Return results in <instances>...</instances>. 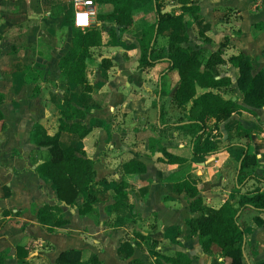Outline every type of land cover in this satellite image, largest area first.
Listing matches in <instances>:
<instances>
[{
    "label": "crops",
    "instance_id": "1",
    "mask_svg": "<svg viewBox=\"0 0 264 264\" xmlns=\"http://www.w3.org/2000/svg\"><path fill=\"white\" fill-rule=\"evenodd\" d=\"M164 1L169 10L180 11L176 0ZM192 2L198 11L196 18L185 16L188 45L202 48L206 56L217 48L225 58L243 53L253 73L264 67V0ZM93 9L91 23L101 28L102 43L90 47L85 60V77L94 89L86 106H80L70 100L80 93V85L60 68L74 30L71 0H0L2 264H65L58 259L68 250L79 252L75 264H93L94 256L100 264H157V254L176 252L187 255L189 264L226 261L215 244L204 251L188 223L201 212L196 197L210 206L229 202L239 208L244 264L264 262V224L255 220L264 219V210L250 204L240 208L243 197L264 190V105L244 98L237 67L226 60L215 66L217 77L230 79L220 92L238 106L217 129L195 135L199 126L192 119L191 101L182 109L173 98L177 69L168 68L165 55L153 64L139 61L142 30L156 19L152 1L133 0L127 25L96 18L111 11L110 3L95 0ZM166 44L167 35L158 34L156 49ZM206 89L196 88L197 93ZM70 107L85 112L65 117L66 122L91 125L70 143L93 160L96 187L103 191L85 214L77 204L58 199L56 184L37 170L49 157L48 146L38 144V128L53 135L61 111ZM243 158L251 160L241 167ZM130 159L142 161L145 169L125 173L122 163ZM119 178L128 183L127 200L114 207ZM183 178L197 187L196 195L177 188L175 181ZM42 204L52 206V217L66 221L42 223ZM123 241L130 242V255L121 248ZM18 245L31 248L23 253Z\"/></svg>",
    "mask_w": 264,
    "mask_h": 264
},
{
    "label": "trees",
    "instance_id": "2",
    "mask_svg": "<svg viewBox=\"0 0 264 264\" xmlns=\"http://www.w3.org/2000/svg\"><path fill=\"white\" fill-rule=\"evenodd\" d=\"M96 1L112 4L111 11L97 14V19L124 25L132 22L133 0ZM151 1L156 19L142 30L139 61L144 65L153 64L165 55L169 62L168 68L177 69L179 81L173 98L182 109L185 108L187 102L191 101L189 108L192 110V119L199 126L195 135L206 130L217 129L218 123L227 118L238 106L234 100L225 97L220 92V87L229 84L230 79L228 76L217 77L215 66L226 60L237 67V84L244 98L260 106L264 105V67L253 73L251 62L243 53L232 54L225 58L222 49L217 48L206 56L202 48L191 47L187 44L188 36L184 30L185 16L188 13L196 18L197 4L192 0H176L180 3L179 12H175L174 9L162 12L161 9L165 6V1ZM108 33L111 38L114 35V30H110ZM158 34L167 35L165 48L156 49ZM101 43L102 30L94 22L83 29L74 26L70 48L61 58L60 68L67 79L80 85V93L70 97V100H74L80 106H86V96L94 89V86L85 77V60L90 55V47ZM106 61L107 58H102L104 64L107 63ZM197 86L207 89L197 93ZM84 112L76 107L62 110L59 130L53 135L47 134L43 128H38L40 131L38 144L48 146L49 157L37 166V170L51 178L56 184L55 195L58 199L64 200L66 203L77 204L80 214L90 211L94 202L99 200L103 193L96 187L93 160L86 156L84 151L70 143L72 140L86 135L90 131L91 125L80 120L68 123L65 121V117L74 115L83 117ZM162 149L165 153L163 147ZM168 156L173 161L184 160L179 156ZM249 160L251 159L243 158L241 167ZM122 169L125 173H138L145 169V165L138 159H130L122 163ZM175 185L180 190H186L192 196L197 194V187L186 178L176 180ZM127 186L128 183L125 179L117 180L114 187V207H117L121 201L127 200ZM81 195L82 198L79 201ZM194 202L201 212L198 216L188 220L191 229L197 231L199 242L204 251L210 250L211 246L215 244L226 258V261L213 259L212 264H244L242 245L245 233L243 226L238 221L239 208L229 202H224L218 207L210 206L204 204L199 197H196ZM246 204H250L256 210H264V190L243 197L240 208ZM51 207L49 204H42L39 207L40 221L54 225L64 223L66 219L52 217ZM255 220L264 224V219L259 216H255ZM18 247L23 253H27L31 248L26 245H18ZM121 248L126 249L128 255L132 253L129 241H123ZM79 255L76 250H68L62 252L58 260L65 264H75ZM159 257L169 260L173 264L190 263L189 257L183 252H176L171 256L157 254L156 263L162 264ZM91 261L93 264H100L95 256ZM2 263L3 257L0 255V264ZM257 264H264V262Z\"/></svg>",
    "mask_w": 264,
    "mask_h": 264
},
{
    "label": "built area",
    "instance_id": "3",
    "mask_svg": "<svg viewBox=\"0 0 264 264\" xmlns=\"http://www.w3.org/2000/svg\"><path fill=\"white\" fill-rule=\"evenodd\" d=\"M94 1L95 0H71L73 6L72 22L77 28H86L90 26L92 16L94 15ZM264 177V166L262 169Z\"/></svg>",
    "mask_w": 264,
    "mask_h": 264
},
{
    "label": "water",
    "instance_id": "4",
    "mask_svg": "<svg viewBox=\"0 0 264 264\" xmlns=\"http://www.w3.org/2000/svg\"><path fill=\"white\" fill-rule=\"evenodd\" d=\"M169 10V7L168 6H165L161 9L162 12H165V11H168Z\"/></svg>",
    "mask_w": 264,
    "mask_h": 264
}]
</instances>
